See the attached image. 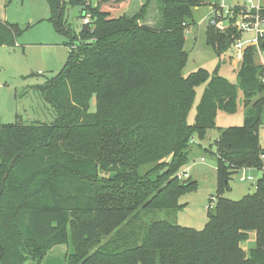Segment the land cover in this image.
<instances>
[{
    "label": "trees",
    "instance_id": "16d2710c",
    "mask_svg": "<svg viewBox=\"0 0 264 264\" xmlns=\"http://www.w3.org/2000/svg\"><path fill=\"white\" fill-rule=\"evenodd\" d=\"M48 1L49 20L72 47L63 69L35 86L55 120L0 122V264H42L58 244L69 247L66 264H223L252 232L249 264H264V177L240 201L222 197L239 168L263 165L264 86L253 54L236 83L219 74L220 65L211 77L203 69L183 77L185 33L202 0H146L121 16L129 0H70L92 16L79 37L64 19L66 1ZM155 2L159 20L151 26L144 20ZM19 34L0 21V47L15 48ZM235 35L208 29L207 43L220 59L230 57ZM203 83L192 126L188 114ZM170 87L173 97L156 105ZM239 100L245 124L218 128V113H235ZM214 129L218 202L198 231L174 221L184 209L180 196L196 187L177 174L192 139L204 141ZM160 212L169 219H157Z\"/></svg>",
    "mask_w": 264,
    "mask_h": 264
},
{
    "label": "rangeland",
    "instance_id": "374dc122",
    "mask_svg": "<svg viewBox=\"0 0 264 264\" xmlns=\"http://www.w3.org/2000/svg\"><path fill=\"white\" fill-rule=\"evenodd\" d=\"M66 1L64 19L74 28L78 37L84 26V18L91 14H82L84 6L71 5ZM204 5L193 10L195 23L185 33V50L189 57L182 71L183 77L203 69L209 76H213L220 65L219 74L232 83H236L238 69L231 63L229 56L222 59L207 43V30L213 33L230 31V25L224 23L220 27H210L208 14L212 7H234L245 5L248 0H202ZM255 6H262L264 0H252ZM146 0H129L123 9L116 13L122 15L126 12L134 14L145 4ZM89 4L95 6L96 0H89ZM212 6V7H211ZM82 15L84 17H82ZM51 7L48 0H0V21L17 25L20 34L17 38V47H0V122L14 124L18 121L28 124L40 122L51 124L55 119L52 106L47 103L35 89V86L44 84L47 79L58 74L65 66L71 49V41L56 32L49 20ZM92 18V16H91ZM159 11L156 2L146 10L145 22L151 26H158ZM229 26V27H226ZM229 28V29H228ZM77 43V42H76ZM77 45L74 44V47ZM223 56V54H220ZM207 83L201 84L196 89V95L188 114V122L192 126L196 122L197 107L201 102ZM174 91L164 88L156 105L164 106L173 97ZM145 101V100H143ZM140 99L138 109L144 110L145 105ZM239 106L235 113L219 112L216 118L218 128L240 127L245 124V109L239 100ZM92 110H95V102H92ZM141 113H143L141 111ZM264 129H260V139L263 141ZM218 129L210 130L204 141L195 137L196 144L192 146L189 154V163L177 174L187 173V178L181 181L193 182L194 190L187 191L180 196V203L184 209L175 218L178 225L198 231L205 229L209 223L208 210L217 206V139ZM207 150V151H205ZM262 172L252 171L248 173L253 180L245 182L240 180V174H233L229 189L223 194V198L231 201H240L245 196L253 194L257 188V181ZM215 212V211H214ZM160 212L157 219L166 220L169 216ZM68 222L70 217L68 216ZM73 234V233H72ZM71 234V235H72ZM249 241L240 245V254L232 253L224 258L225 264H237L240 257L245 264H249L248 252L256 247L255 232L249 233ZM70 235V236H71ZM69 247L66 244L53 246L47 253L42 264H66ZM242 254V255H241ZM243 256V257H242ZM224 261L222 263L224 264Z\"/></svg>",
    "mask_w": 264,
    "mask_h": 264
},
{
    "label": "built area",
    "instance_id": "2783aa9c",
    "mask_svg": "<svg viewBox=\"0 0 264 264\" xmlns=\"http://www.w3.org/2000/svg\"><path fill=\"white\" fill-rule=\"evenodd\" d=\"M252 2V0H248L247 4L234 7L220 6L215 8L211 6L212 10L208 14L209 26L222 28L221 24L230 25V30L232 28L236 32L235 36H237L230 51L231 63L235 65L236 69H239L244 59L252 53L255 63L262 69L259 77L264 86V9L262 6H255ZM92 22V18L89 15L83 21L84 25H91ZM261 128L264 129V124ZM191 142L195 144V138ZM261 144L260 159L263 165L261 168L247 166L239 168L236 173L240 174L241 181L253 180V177L248 175L252 171L262 172L261 178L264 177V137ZM178 178H187V173L179 174Z\"/></svg>",
    "mask_w": 264,
    "mask_h": 264
},
{
    "label": "crops",
    "instance_id": "0c3cea01",
    "mask_svg": "<svg viewBox=\"0 0 264 264\" xmlns=\"http://www.w3.org/2000/svg\"><path fill=\"white\" fill-rule=\"evenodd\" d=\"M17 47V46H16Z\"/></svg>",
    "mask_w": 264,
    "mask_h": 264
}]
</instances>
